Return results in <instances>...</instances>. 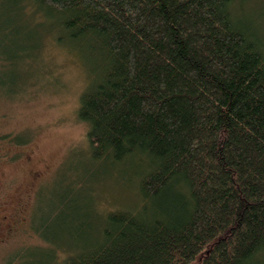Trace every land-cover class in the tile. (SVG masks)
<instances>
[{"label":"trees","instance_id":"obj_1","mask_svg":"<svg viewBox=\"0 0 264 264\" xmlns=\"http://www.w3.org/2000/svg\"><path fill=\"white\" fill-rule=\"evenodd\" d=\"M2 1L0 60L45 15L90 71L93 157L143 168L138 209L86 207L62 264H264V32L244 1Z\"/></svg>","mask_w":264,"mask_h":264},{"label":"rangeland","instance_id":"obj_2","mask_svg":"<svg viewBox=\"0 0 264 264\" xmlns=\"http://www.w3.org/2000/svg\"><path fill=\"white\" fill-rule=\"evenodd\" d=\"M236 1L264 32V0ZM38 15L39 32L9 42L15 49L32 44L29 53H16L22 57L15 63L0 60V76L16 79L13 86L0 82V214L15 217L10 230L0 231V264H62L84 237L75 230L86 207L93 221L107 209L136 210L142 200L137 157H93L88 125L78 117L90 71L79 51L57 41L58 30H43L50 20Z\"/></svg>","mask_w":264,"mask_h":264},{"label":"flooded vegetation","instance_id":"obj_3","mask_svg":"<svg viewBox=\"0 0 264 264\" xmlns=\"http://www.w3.org/2000/svg\"><path fill=\"white\" fill-rule=\"evenodd\" d=\"M14 220H15L14 213L13 214L11 213L10 214L8 213L0 214V231L6 228L10 230V228L12 227V222Z\"/></svg>","mask_w":264,"mask_h":264},{"label":"bare ground","instance_id":"obj_4","mask_svg":"<svg viewBox=\"0 0 264 264\" xmlns=\"http://www.w3.org/2000/svg\"><path fill=\"white\" fill-rule=\"evenodd\" d=\"M38 20H39V18H38ZM86 73V72H85ZM95 76V75H94ZM97 79V78H96ZM89 81V80H88ZM93 144V143H92Z\"/></svg>","mask_w":264,"mask_h":264}]
</instances>
